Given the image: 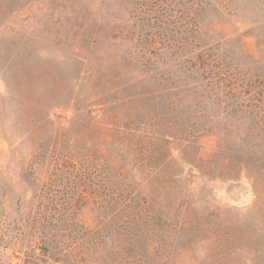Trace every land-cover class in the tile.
Returning a JSON list of instances; mask_svg holds the SVG:
<instances>
[{"label": "rangeland", "instance_id": "rangeland-1", "mask_svg": "<svg viewBox=\"0 0 264 264\" xmlns=\"http://www.w3.org/2000/svg\"><path fill=\"white\" fill-rule=\"evenodd\" d=\"M187 6L188 0H0V264H48L49 251L77 264H264V143L251 156L237 151L248 121L231 127L224 119L210 130L206 113L218 107L203 110L196 91L138 97L116 106L114 119L100 101L108 87L138 76V58H156L148 45L193 40L177 30L189 25ZM256 8L249 0L240 8L243 22L212 25L209 15L203 30L211 33L199 32L195 44L225 38L220 49L227 50L238 41L228 53L239 64L237 86L258 97L264 28L250 21ZM169 68L164 76L178 79V68ZM153 87L140 82L132 90ZM169 98L182 99V117L199 132L197 145L175 149L177 181H50L73 168L63 152L92 156L94 142L114 134L115 120L163 110ZM222 129L234 140L231 150L221 148ZM130 204L143 209L139 240L156 244L145 260H119L112 251L111 237L128 233L112 221L127 222L122 210ZM98 236H105L102 244Z\"/></svg>", "mask_w": 264, "mask_h": 264}, {"label": "trees", "instance_id": "trees-1", "mask_svg": "<svg viewBox=\"0 0 264 264\" xmlns=\"http://www.w3.org/2000/svg\"><path fill=\"white\" fill-rule=\"evenodd\" d=\"M247 1L188 0L186 18L189 25L187 28L180 26L177 30L189 33L193 40H184V42L169 40L161 44L148 45V49L156 48V58L153 56H147L144 60L138 58L136 62L140 63L142 69L138 76L108 87V92L104 94L109 99L100 98L102 103L109 106H105L108 108V117L114 119L116 115H112L110 112L113 113L116 106H125L138 97L148 102L163 95L176 96L179 92L196 91L199 94L198 102L204 103L203 110H206L209 103L218 107L215 112L206 113L209 119L208 125L211 124L210 130L216 127L214 124L218 125L224 119L229 121L231 127L240 125L238 120H246L251 124L252 127L245 130L244 136L240 138L241 146L237 148L239 153L242 152L246 156H251L256 151V147L264 143L261 134L264 128V100L262 99L264 74L258 75L261 78L259 86L261 90H258L256 94L258 97L247 96L239 90L233 72V67H237L239 64L237 62L234 64L233 57L228 55L230 52L233 53L238 41L226 45L229 46L227 50L220 49L221 44H227L225 38L213 43L206 42L199 46L195 44V38L200 36L201 33L199 32H202L204 22L209 15H214L213 18L208 17V21L210 20L212 25L233 20L243 22L244 20H239V10L247 4ZM249 1L257 4V8L251 11V23L255 28H264V0ZM79 19L83 25L88 23L85 17L81 16ZM203 32L206 35L211 33L204 30ZM136 52L137 48L132 47L130 55L136 56ZM167 56H170L169 59ZM262 60L264 61V57ZM262 60H256V67H262ZM135 65L137 66V63ZM170 66L178 68L180 72L178 79L170 80V75L164 76L165 72L170 70ZM123 67L129 70L130 66L123 65ZM140 82H154V87L144 88L138 92L133 91V86ZM183 97L184 95L181 96V98ZM180 101L169 98L168 106L163 110H156L151 114L137 112L134 116L128 112L124 121L121 120L120 122L119 119L117 123L118 120H115L113 122L116 126L114 134L95 141L92 156L78 151L63 152L60 157L63 161L71 162L73 168L59 169L58 176L53 175L50 181L52 183L59 182L69 179V177H74L76 181L81 183H96L101 180L112 183L177 181V168L180 166V162L177 154H175V149L197 145V138L199 137L196 123L186 121L182 117L183 110L180 108ZM258 127H260L259 130H257ZM212 133L220 135L221 132L212 131ZM222 133L225 137L221 139V148L233 149L234 140L229 136V129H222ZM175 145L178 146L175 147ZM58 165L61 164L58 162ZM235 167L248 169V163L238 162ZM79 199L81 200L82 196H79ZM137 207L130 204L122 210L125 213L129 212L128 217L130 219L127 222L112 221L115 227L123 228L128 232L111 237L112 251L119 260L121 257H127L130 260L143 258L145 260L155 248L156 244L149 241L142 243L139 240L137 235V225L140 223L138 216L143 209ZM46 238L43 237L42 242ZM104 239L105 236H98V244H102ZM49 252L46 260L48 264L57 262L77 264L76 260L62 258L55 251Z\"/></svg>", "mask_w": 264, "mask_h": 264}]
</instances>
